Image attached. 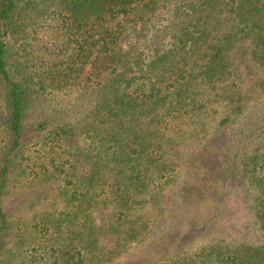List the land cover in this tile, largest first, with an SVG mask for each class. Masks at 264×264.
<instances>
[{
  "label": "trees",
  "instance_id": "1",
  "mask_svg": "<svg viewBox=\"0 0 264 264\" xmlns=\"http://www.w3.org/2000/svg\"><path fill=\"white\" fill-rule=\"evenodd\" d=\"M0 264H264V0H0Z\"/></svg>",
  "mask_w": 264,
  "mask_h": 264
}]
</instances>
